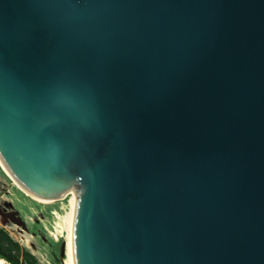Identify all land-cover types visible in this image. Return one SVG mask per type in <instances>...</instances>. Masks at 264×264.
I'll return each mask as SVG.
<instances>
[{"label": "water", "instance_id": "95a60500", "mask_svg": "<svg viewBox=\"0 0 264 264\" xmlns=\"http://www.w3.org/2000/svg\"><path fill=\"white\" fill-rule=\"evenodd\" d=\"M0 159L75 264H264V0H0Z\"/></svg>", "mask_w": 264, "mask_h": 264}, {"label": "rangeland", "instance_id": "374dc122", "mask_svg": "<svg viewBox=\"0 0 264 264\" xmlns=\"http://www.w3.org/2000/svg\"><path fill=\"white\" fill-rule=\"evenodd\" d=\"M9 177L0 167V229L21 251L32 254L35 264H64L67 232L61 218L69 214V197L57 204L39 203L18 190Z\"/></svg>", "mask_w": 264, "mask_h": 264}, {"label": "bare ground", "instance_id": "6f19581e", "mask_svg": "<svg viewBox=\"0 0 264 264\" xmlns=\"http://www.w3.org/2000/svg\"><path fill=\"white\" fill-rule=\"evenodd\" d=\"M0 167H1L2 171L6 175L10 176L9 178L13 181V183L17 187V189L20 190V191L23 190L24 191L23 193L25 195H27L28 197H30L32 200H34L36 202H39V203H43V204L51 203L50 201L41 200V199H38V198L32 196L31 194L26 192L21 186H19L14 181V179L11 177V175L9 174L8 170L5 168V166L2 163L1 159H0ZM67 197H69V199H68L69 207H70L69 214L66 217H63V218H61V216L59 217V218H61L63 220V226L65 225V229L64 230H66V232H67V236H66V256H67V258L65 259L64 264H75L74 251H73V228H74V220H75L77 198H76V195H75L73 190H69V191L65 192L64 198H67ZM62 227H61V229H62ZM0 264H8V263L4 259L0 258Z\"/></svg>", "mask_w": 264, "mask_h": 264}, {"label": "trees", "instance_id": "16d2710c", "mask_svg": "<svg viewBox=\"0 0 264 264\" xmlns=\"http://www.w3.org/2000/svg\"><path fill=\"white\" fill-rule=\"evenodd\" d=\"M0 258L10 264H35L36 262L32 254L21 251L20 245L2 229H0Z\"/></svg>", "mask_w": 264, "mask_h": 264}]
</instances>
